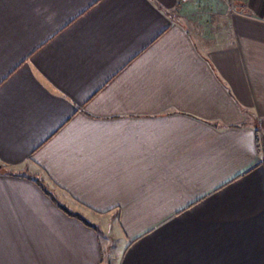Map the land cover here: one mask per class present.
<instances>
[{
	"label": "crops",
	"instance_id": "obj_1",
	"mask_svg": "<svg viewBox=\"0 0 264 264\" xmlns=\"http://www.w3.org/2000/svg\"><path fill=\"white\" fill-rule=\"evenodd\" d=\"M0 264H264V0H0Z\"/></svg>",
	"mask_w": 264,
	"mask_h": 264
},
{
	"label": "trees",
	"instance_id": "obj_2",
	"mask_svg": "<svg viewBox=\"0 0 264 264\" xmlns=\"http://www.w3.org/2000/svg\"><path fill=\"white\" fill-rule=\"evenodd\" d=\"M54 200V198H52ZM55 201V200H54ZM56 202V201H55ZM58 206V208H60L62 211H64L65 213H67L69 216L71 217H75L77 218L78 220L82 221L84 224L88 225V226H91L90 224H88L80 215L74 213V212H70L68 211L63 205L57 203L56 204Z\"/></svg>",
	"mask_w": 264,
	"mask_h": 264
},
{
	"label": "built area",
	"instance_id": "obj_3",
	"mask_svg": "<svg viewBox=\"0 0 264 264\" xmlns=\"http://www.w3.org/2000/svg\"><path fill=\"white\" fill-rule=\"evenodd\" d=\"M180 3H187V2H189V1H191V0H178Z\"/></svg>",
	"mask_w": 264,
	"mask_h": 264
}]
</instances>
